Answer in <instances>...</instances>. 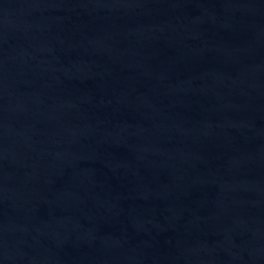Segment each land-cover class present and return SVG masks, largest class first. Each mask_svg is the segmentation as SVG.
Returning a JSON list of instances; mask_svg holds the SVG:
<instances>
[{"label":"water","instance_id":"obj_1","mask_svg":"<svg viewBox=\"0 0 264 264\" xmlns=\"http://www.w3.org/2000/svg\"><path fill=\"white\" fill-rule=\"evenodd\" d=\"M0 264H264V68L211 0H0Z\"/></svg>","mask_w":264,"mask_h":264}]
</instances>
